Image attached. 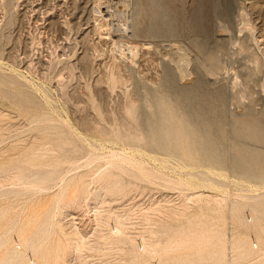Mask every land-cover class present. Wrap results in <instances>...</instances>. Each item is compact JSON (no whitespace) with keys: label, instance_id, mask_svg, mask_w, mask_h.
I'll list each match as a JSON object with an SVG mask.
<instances>
[{"label":"rangeland","instance_id":"rangeland-1","mask_svg":"<svg viewBox=\"0 0 264 264\" xmlns=\"http://www.w3.org/2000/svg\"><path fill=\"white\" fill-rule=\"evenodd\" d=\"M200 2L173 5L187 22ZM91 3L0 0V264H264V184L238 177L233 160L249 153L264 163V0H213L204 40L218 60L192 52L201 74L190 64L191 81L176 84L196 92L203 83L194 100L223 136V176L204 156L184 164L186 149L141 151L135 138L151 137L156 99L180 108V96L166 85L164 58L121 61ZM128 10L105 23L116 31ZM190 38L160 41L189 48ZM242 38L252 57L239 54ZM114 70L126 80L110 81ZM191 175H213V184L199 187Z\"/></svg>","mask_w":264,"mask_h":264},{"label":"bare ground","instance_id":"bare-ground-1","mask_svg":"<svg viewBox=\"0 0 264 264\" xmlns=\"http://www.w3.org/2000/svg\"><path fill=\"white\" fill-rule=\"evenodd\" d=\"M85 3H87V1ZM177 4H178V2H177ZM212 4H213V0H201V2L193 9L192 17L190 16L191 18L187 22H186L187 18L183 15L182 12L176 13L175 7L173 5V0H168L167 2L165 0H92V3H91L92 9L90 10V12H91V16L93 17V20H95L94 22L100 23V25H97V26H101L102 28L107 27V29L104 30V32H101V30H100V32H101L100 34L103 36H108L109 37L108 39H112L114 45L117 48V51L120 54V58H121L122 62H124L126 64H130V63L134 64L136 61L140 60L139 57L142 59L141 60L142 62H145V61H147V59L149 57H152V55H154V54L160 56L159 58H162V59L164 58L163 60L167 61V70H166V81L167 82H166V85L170 89H172L177 95L180 96L181 105H182V107L180 105V108L179 107L176 108V106L173 107L163 97H159L158 99H156L158 107L160 109L158 111L160 113V115L155 120V123L152 126L154 128L153 130H151L152 133H151V131H149L151 133V134L149 133L151 137L150 138L146 137V139H143L139 135H136V138H135V142H137V145L142 149L141 151H143L144 148H151L152 147V148L161 149L160 150L161 152H163V149H165L166 150L165 152H168L169 154L173 153L175 155H179L180 149H182V150L186 149L184 152L185 153L184 156L179 157L182 161H184L183 162L184 164H188V162H190V161H193V162L195 161V163H201L202 160H200L199 156H202V157L204 156L205 162L207 161L208 163L212 164V166L221 173V175H218V176H223L222 172L229 170V166L227 163L231 161V160H227L228 158H226L228 151L226 149L222 148V147H224L223 145H219L222 143V140H220V139L223 136H221V138L217 139L212 134L211 129L213 128V123H212L210 117L207 115H203V113L197 109L198 106L196 105V101L194 100V96L196 94H199L200 89H203V92L206 90V89L204 90V88H203V86H204L203 83H200L197 86L198 90L196 92L194 91L195 93L193 91H190V90H187L184 88H179L176 86L177 82L191 81V80H187L186 79L187 77L185 75V73H187V70H189V68H190L189 66H191L190 64L194 63L196 72L201 74L202 64L201 63L199 64V62L197 60L198 59L197 56H196V58H192V52L195 53V51H199L200 55H201V59H203V61L205 60L207 62L210 61V62L216 63V61L218 60L217 53L214 51H209L206 47L207 42L205 41L206 38L208 37L209 32H210V28H208L207 25L205 24L207 21H205V23H204L203 17L206 16L205 9H208V6H210ZM252 7H254V4ZM128 9H130V12H131V17L129 16L131 19H128V21L130 20L129 21L130 23L126 19L124 20L126 23L125 22L123 23L121 21L122 25H120V23H117V26H116L117 30L115 28L116 31H113L112 28L110 27V25L108 23L107 24L105 23L110 19V18L108 19L107 17H113V19H116V18H114L115 16L117 17L118 15H121L124 12V10H128ZM121 16H120V18H122ZM223 16H226L225 12H223L222 16L221 17L219 16L220 18H218V19L221 20V18ZM123 17H125V15ZM118 18H119V16H118ZM245 19H247V18H245ZM121 20H123V19H121ZM183 24L185 26H183ZM114 27H115V25H114ZM98 29H100V27ZM242 30L243 29H241V31ZM180 33L188 35L191 37L190 38V41L192 44L191 47L188 48V45L184 46V47H182V45L173 47L170 44V47L168 48V45H167V48H166V47H164L165 43H163V45H161L162 40L160 41V39L162 37H173V36L179 35ZM193 33H197L198 35L201 34V36L204 38H200L199 36L198 37L196 36L197 38H196V42H195V38H193V36H192ZM245 36H248V34ZM247 38L249 39V36ZM248 39L246 41H248ZM163 40L165 41V39H163ZM167 40L168 39H166V41ZM177 40H179V39H177ZM170 41H171V39H170ZM246 41H245V39L242 40V44H241L239 54H243L242 56H245V57L246 56L252 57L253 54L250 52V50H251L250 47H248L250 44L249 42L251 40L249 39V42H248L249 44H247ZM179 42L181 43V41H179ZM173 44H174V42H173ZM175 45H177V43ZM152 46L154 47L153 49L151 48ZM192 46H193V48H192ZM116 68H118V67H116ZM9 80H11V79H9ZM125 80L126 79L123 78V75L120 73V71L118 72V70L117 71L114 70L111 72L110 81H115V83H116V81L121 82V81H125ZM199 81H202V80L200 79ZM217 95H218L219 99H221V100L224 99V95H225L224 92L220 91L217 93ZM250 113H252L251 109H250ZM187 117L189 119H187ZM220 126L223 127V119L220 120ZM145 127L146 126L144 123V128ZM134 137H135V135H134ZM89 143H91V142H89ZM141 145H142V147H141ZM172 147L176 148L175 151L171 150ZM154 159H155V156H154ZM233 160H234V162H236L237 174L239 175L238 177H241L243 179L244 178L257 179L259 182L264 184V163H263V166L259 167L258 161H256L255 157L249 153L235 154V156L233 157ZM160 166H161V164H160ZM204 166H205L204 170H206V168L208 166H210V168L212 167L211 165H208V164H204ZM199 167L201 168L203 166H199ZM193 171L195 172L197 170H193ZM209 171H210V169H209ZM143 172L147 173V170L142 171V173ZM211 172H212V170L209 173H211ZM148 175H149V171H148ZM150 175L153 176L152 173ZM214 175H215L214 178L218 177L216 174H214ZM192 177H193V180L195 181L196 179H194V176L191 175V178ZM211 177L212 178L209 179L208 175L202 176L201 178H199V180L195 181V183L193 181L192 182H193V184H198L199 187H205L207 184H211V183L213 184V175H211ZM226 177H228V176H226ZM186 178H188V177H186ZM189 179H190V176H189ZM219 179H221V177ZM223 179H225V178H223ZM223 182H224V180H223ZM185 183H186V181H185ZM187 183H188V181H187ZM219 183H221V182H219ZM212 184H211V186H212ZM189 185H191V184H189ZM219 185H221V184H219ZM182 186H185V185H182ZM189 187L191 189L194 188L192 185ZM256 187H257V190L261 189L258 186H256ZM262 187H264V186H262ZM213 188H214V186L212 187V189ZM185 189H187V188H185ZM220 189H223V188H220ZM220 189L218 188L217 190L220 191ZM188 190H189V188H188ZM214 191H215V188H214ZM225 191H224V193H225ZM194 193H195V191H194ZM190 195H191L192 199L197 198V197L201 198V196H202V194H201V195H197L196 197H193V193ZM212 199H213V197H212ZM261 200H262V198H261ZM185 201H186V199H185ZM188 201L191 202V200H189V198H188ZM208 202H210V201H208ZM184 203H187V201ZM174 206H176V205L174 204ZM189 206H187V207H189ZM170 207H172V206H170ZM166 208H169V207H166ZM163 210H165L164 207H163ZM172 210H174V209H172ZM182 211L185 212L184 210H182ZM168 212H169V210H168ZM174 212H175V210H174ZM257 220L259 221V220H261V218H258ZM262 226L263 225L260 226V229L263 230L264 226L263 227ZM116 227H118V226H116ZM120 230L121 229H119V227L116 228V234L120 235L122 233L121 232L122 230L121 231ZM81 239L83 242L84 239L83 238H81ZM78 245L80 246V244H78ZM147 245L144 247L147 248ZM65 246H67V245H65ZM65 246L63 248H65ZM164 247H166V246H164ZM165 252L167 253V251H165ZM64 253H65V251H64ZM161 253H164V251ZM62 257H60V258H62ZM160 262H162V261H160ZM160 264H167V262L164 261Z\"/></svg>","mask_w":264,"mask_h":264}]
</instances>
